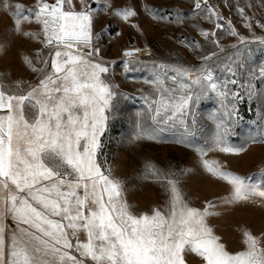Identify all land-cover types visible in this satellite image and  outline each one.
<instances>
[{
	"label": "snow or ice",
	"instance_id": "obj_1",
	"mask_svg": "<svg viewBox=\"0 0 264 264\" xmlns=\"http://www.w3.org/2000/svg\"><path fill=\"white\" fill-rule=\"evenodd\" d=\"M81 3V10L76 11L72 0H55L54 4L38 0V10L33 11L5 0V9H15L14 30L20 31L21 20L31 21L34 17L43 25L46 46L55 45V50L53 71L44 72L38 84L18 94L6 92L0 85V264H186L189 254L201 258L203 264H264V247L249 230L243 231L244 250L231 253L226 249L207 222L209 216L220 214L214 211L217 205L208 201L203 209L191 207L178 187L179 179L169 178L176 174L164 177L169 191L165 207L137 215L125 199L124 182L112 176L110 167L102 171L97 162L104 146L101 137L120 94L113 90L118 86L101 78L108 67L92 58L99 53L92 44V9L84 0ZM201 7L200 0H196L195 9ZM238 11L244 14L243 8ZM208 12L221 18L211 8ZM115 14L125 20L136 15L130 8ZM216 27L223 25L217 23ZM203 34L206 38L215 35ZM229 35H236L235 30L230 28ZM239 40L244 42L245 38ZM259 42L264 45V37ZM123 55L130 57L132 52ZM215 55L202 59L211 60ZM24 59L31 66L29 58ZM124 63L127 71L131 61ZM245 66L240 62L236 68L226 66V70L235 76ZM158 67L174 75L165 71L150 81L154 98L147 115L157 128L149 134L138 123L141 131L136 139L159 140V133L179 125L183 132L177 142L193 146L197 122L194 116L190 124L186 119L192 106L210 92L225 99L230 94L240 99L239 93H230L227 88L237 80L226 79L218 84L209 64L199 69L163 64ZM32 70L43 72L34 67ZM260 74L264 77V67ZM168 81L174 87H169ZM16 84L20 87L21 82ZM248 94L251 97L254 90L249 89ZM221 103L224 106L223 100ZM229 134V123H217L211 145L196 149L201 166L213 178L230 185L222 204L236 207L255 197L264 201V185L253 182L256 175L264 177V169L242 176L226 170L217 160L205 158L216 150L235 155L246 151V145H231ZM249 142L264 144V133L251 137ZM160 176L155 165L146 164L145 179ZM9 217L16 224L10 232L4 226ZM81 231L86 241L79 239Z\"/></svg>",
	"mask_w": 264,
	"mask_h": 264
},
{
	"label": "rangeland",
	"instance_id": "obj_2",
	"mask_svg": "<svg viewBox=\"0 0 264 264\" xmlns=\"http://www.w3.org/2000/svg\"><path fill=\"white\" fill-rule=\"evenodd\" d=\"M39 2L54 4L55 0ZM84 2L92 9V44L99 48L98 55L92 58L108 67L109 71L101 74V78L118 86L113 90L120 94L114 100L115 109L108 129L101 137L104 146L97 162L102 171L106 166L110 167L112 176L124 182L125 199L137 215L150 214L153 208L165 207L169 191L164 177L176 174L169 178L179 179L178 187L191 207L203 209L208 201L217 205L214 211L220 214L209 216L207 222L229 252L244 250V230H249L264 247V201L255 197L252 202L236 207L222 204V198L229 194L230 185L205 172L196 150L211 145L216 125L223 121L230 124L229 143L246 145V151L235 155L216 150L205 158L217 160L226 170L242 176H251L264 169V144L249 142L251 137L264 133V77L260 74L261 67H264V45L259 42V38L264 37V27L260 26L264 25L262 0H207L199 10L195 9L196 0ZM8 3L38 10V0H8ZM4 4L5 0H0V83L6 92L18 94L22 89L38 84L44 72L53 71L51 60L55 45L46 46L43 25L34 17L31 21L21 20L20 31H15L12 16L15 9H5ZM106 4L109 6L105 7ZM72 5L76 11L82 8L81 0H72ZM68 7L65 4V8ZM129 8L136 15L127 20L115 14L117 10ZM208 8L221 18L211 15ZM238 8L244 9L243 15ZM217 23L223 27L217 28ZM230 28L236 35H229ZM24 32L33 35L25 36ZM204 32H214L215 35L206 38ZM95 34H99L98 39ZM239 37H244V42ZM136 49L140 51L136 52ZM126 51L132 52V56L125 57ZM212 53L216 55L211 60L202 59ZM25 57L29 58L31 66L25 62ZM126 60L131 61L127 71ZM240 62L246 66L232 76L226 66L236 68ZM161 64L193 69L209 64L215 70L214 78L218 84L226 79L237 80L227 88L230 93H239L240 99H233L231 94L225 99L210 92L192 106L186 119L190 124L194 116L197 122V135L191 141L193 146L177 142L183 132L179 125L159 133V140L136 139L141 131L138 123L149 134L157 128L147 115L150 101L154 98V87L150 81L165 71L169 76L174 75L169 69L158 67ZM33 67L43 72H34ZM17 81L21 82L20 87H17ZM167 84L174 87L171 81ZM249 89L255 93L251 97ZM148 163L161 171L159 178H144ZM182 171L186 174L182 175ZM253 182L257 186L264 185V177L256 175ZM78 235L81 241H86L83 231ZM186 264L203 262L198 256L189 254Z\"/></svg>",
	"mask_w": 264,
	"mask_h": 264
},
{
	"label": "crops",
	"instance_id": "obj_3",
	"mask_svg": "<svg viewBox=\"0 0 264 264\" xmlns=\"http://www.w3.org/2000/svg\"><path fill=\"white\" fill-rule=\"evenodd\" d=\"M1 85V83H0ZM4 89V88H3ZM4 226L6 227V229L10 232L11 230L15 229L16 228V224L13 220H11V218H7L5 221H4Z\"/></svg>",
	"mask_w": 264,
	"mask_h": 264
},
{
	"label": "built area",
	"instance_id": "obj_4",
	"mask_svg": "<svg viewBox=\"0 0 264 264\" xmlns=\"http://www.w3.org/2000/svg\"><path fill=\"white\" fill-rule=\"evenodd\" d=\"M201 4L204 2V0H200Z\"/></svg>",
	"mask_w": 264,
	"mask_h": 264
},
{
	"label": "bare ground",
	"instance_id": "obj_5",
	"mask_svg": "<svg viewBox=\"0 0 264 264\" xmlns=\"http://www.w3.org/2000/svg\"><path fill=\"white\" fill-rule=\"evenodd\" d=\"M145 52V51H144Z\"/></svg>",
	"mask_w": 264,
	"mask_h": 264
}]
</instances>
